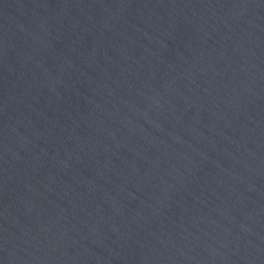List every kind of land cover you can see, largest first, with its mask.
<instances>
[{
  "label": "water",
  "instance_id": "1",
  "mask_svg": "<svg viewBox=\"0 0 264 264\" xmlns=\"http://www.w3.org/2000/svg\"><path fill=\"white\" fill-rule=\"evenodd\" d=\"M0 264H264V0H0Z\"/></svg>",
  "mask_w": 264,
  "mask_h": 264
}]
</instances>
